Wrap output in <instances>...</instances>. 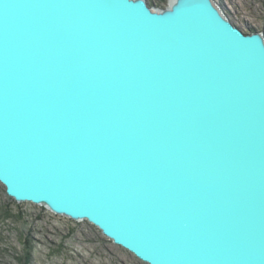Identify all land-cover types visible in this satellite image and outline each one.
Instances as JSON below:
<instances>
[{"label":"water","instance_id":"obj_1","mask_svg":"<svg viewBox=\"0 0 264 264\" xmlns=\"http://www.w3.org/2000/svg\"><path fill=\"white\" fill-rule=\"evenodd\" d=\"M0 183L148 264H264V32L215 0H0Z\"/></svg>","mask_w":264,"mask_h":264},{"label":"rangeland","instance_id":"obj_2","mask_svg":"<svg viewBox=\"0 0 264 264\" xmlns=\"http://www.w3.org/2000/svg\"><path fill=\"white\" fill-rule=\"evenodd\" d=\"M244 31L264 32V0H215ZM164 8L168 0H147ZM32 241L31 264H148L86 220L75 221L31 202H16L0 183V264H22L21 242Z\"/></svg>","mask_w":264,"mask_h":264},{"label":"trees","instance_id":"obj_3","mask_svg":"<svg viewBox=\"0 0 264 264\" xmlns=\"http://www.w3.org/2000/svg\"><path fill=\"white\" fill-rule=\"evenodd\" d=\"M247 32V31H245ZM249 32V31H248ZM22 253L20 254L19 259L22 264H31L32 260V241L31 238L28 236L24 237L22 242Z\"/></svg>","mask_w":264,"mask_h":264}]
</instances>
